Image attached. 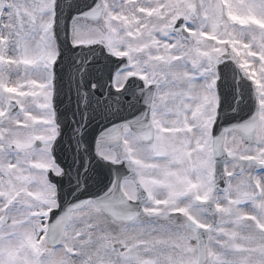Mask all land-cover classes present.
<instances>
[{
  "label": "snow or ice",
  "instance_id": "6c2138e0",
  "mask_svg": "<svg viewBox=\"0 0 264 264\" xmlns=\"http://www.w3.org/2000/svg\"><path fill=\"white\" fill-rule=\"evenodd\" d=\"M0 264H264V0H0Z\"/></svg>",
  "mask_w": 264,
  "mask_h": 264
}]
</instances>
